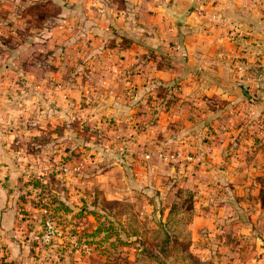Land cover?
<instances>
[{
  "label": "crops",
  "instance_id": "obj_1",
  "mask_svg": "<svg viewBox=\"0 0 264 264\" xmlns=\"http://www.w3.org/2000/svg\"><path fill=\"white\" fill-rule=\"evenodd\" d=\"M255 119L264 120V0H0V165L10 174L0 264H39L15 230L21 152L39 156L81 138L84 122L106 121L132 135L134 164L225 174L256 165L246 160Z\"/></svg>",
  "mask_w": 264,
  "mask_h": 264
},
{
  "label": "rangeland",
  "instance_id": "obj_2",
  "mask_svg": "<svg viewBox=\"0 0 264 264\" xmlns=\"http://www.w3.org/2000/svg\"><path fill=\"white\" fill-rule=\"evenodd\" d=\"M243 121L236 125L248 124ZM99 122H84L81 138L62 137L40 157L16 156L15 230L37 263L264 264V120L253 121L259 138L246 158L256 165L225 174L150 160L134 164L128 155H136L124 143L132 135ZM0 172V184L10 187L9 169L0 165ZM197 177L207 180L198 185ZM47 217L61 228V244H43ZM74 242L84 250L75 251Z\"/></svg>",
  "mask_w": 264,
  "mask_h": 264
},
{
  "label": "built area",
  "instance_id": "obj_3",
  "mask_svg": "<svg viewBox=\"0 0 264 264\" xmlns=\"http://www.w3.org/2000/svg\"><path fill=\"white\" fill-rule=\"evenodd\" d=\"M167 157L171 159L172 155H167ZM143 158L144 160H146L148 156L144 155ZM41 228H42V233H43L41 239L44 245H49V243L53 242V240H56L59 244H61L63 240H66L64 239V235L62 234L61 228L56 224V222H54L53 218L47 217V219L42 223ZM20 235H23V234H20ZM20 235L17 236L18 239L21 238ZM73 246L74 247L72 248H74L75 251L79 250L81 252L82 250H84V246H82L81 244L76 246V243L74 242Z\"/></svg>",
  "mask_w": 264,
  "mask_h": 264
},
{
  "label": "water",
  "instance_id": "obj_4",
  "mask_svg": "<svg viewBox=\"0 0 264 264\" xmlns=\"http://www.w3.org/2000/svg\"><path fill=\"white\" fill-rule=\"evenodd\" d=\"M238 89H239L242 97H244V98H247L248 97V94L246 92V89L243 86H238Z\"/></svg>",
  "mask_w": 264,
  "mask_h": 264
}]
</instances>
